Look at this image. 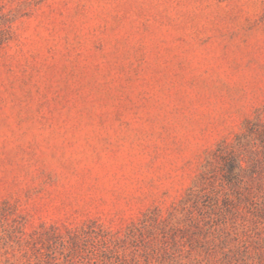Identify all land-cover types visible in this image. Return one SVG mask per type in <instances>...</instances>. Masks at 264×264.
Returning a JSON list of instances; mask_svg holds the SVG:
<instances>
[{"label":"rangeland","instance_id":"1","mask_svg":"<svg viewBox=\"0 0 264 264\" xmlns=\"http://www.w3.org/2000/svg\"><path fill=\"white\" fill-rule=\"evenodd\" d=\"M0 264H264V0H0Z\"/></svg>","mask_w":264,"mask_h":264},{"label":"trees","instance_id":"2","mask_svg":"<svg viewBox=\"0 0 264 264\" xmlns=\"http://www.w3.org/2000/svg\"><path fill=\"white\" fill-rule=\"evenodd\" d=\"M218 156L221 158L223 163H225L226 171L230 175L233 174V171L235 169V170H237V175H235L237 177V176H239V173L243 172V170L245 169L241 160H236L235 158H233L236 156L228 155L226 152H222V151L218 152ZM230 175H228V176H230ZM232 176H234V175H232Z\"/></svg>","mask_w":264,"mask_h":264}]
</instances>
